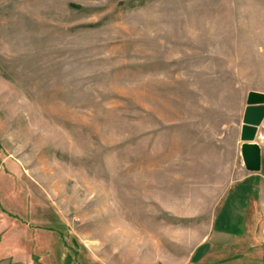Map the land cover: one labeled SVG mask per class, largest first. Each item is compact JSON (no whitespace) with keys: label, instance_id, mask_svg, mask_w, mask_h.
Wrapping results in <instances>:
<instances>
[{"label":"rangeland","instance_id":"obj_1","mask_svg":"<svg viewBox=\"0 0 264 264\" xmlns=\"http://www.w3.org/2000/svg\"><path fill=\"white\" fill-rule=\"evenodd\" d=\"M250 91L264 0H0V264H264L210 235Z\"/></svg>","mask_w":264,"mask_h":264},{"label":"crops","instance_id":"obj_2","mask_svg":"<svg viewBox=\"0 0 264 264\" xmlns=\"http://www.w3.org/2000/svg\"><path fill=\"white\" fill-rule=\"evenodd\" d=\"M264 132L258 130L260 169L247 172L230 186L214 219L211 237L219 236L245 245H264ZM218 245V241L216 244Z\"/></svg>","mask_w":264,"mask_h":264},{"label":"water","instance_id":"obj_3","mask_svg":"<svg viewBox=\"0 0 264 264\" xmlns=\"http://www.w3.org/2000/svg\"><path fill=\"white\" fill-rule=\"evenodd\" d=\"M264 128V92L250 91L246 96L239 139L240 155L245 169H260V148L255 143L260 127Z\"/></svg>","mask_w":264,"mask_h":264}]
</instances>
